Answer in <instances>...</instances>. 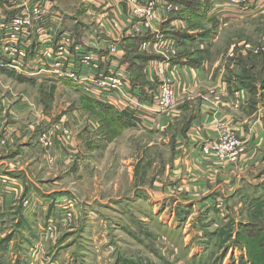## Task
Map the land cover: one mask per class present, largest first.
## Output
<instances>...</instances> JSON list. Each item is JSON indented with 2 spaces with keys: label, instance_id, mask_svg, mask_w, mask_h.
I'll return each mask as SVG.
<instances>
[{
  "label": "rangeland",
  "instance_id": "1",
  "mask_svg": "<svg viewBox=\"0 0 264 264\" xmlns=\"http://www.w3.org/2000/svg\"><path fill=\"white\" fill-rule=\"evenodd\" d=\"M84 2L59 1L64 15L56 26L59 31L69 28L71 19H84ZM167 2L136 0L125 13L119 10L150 32L154 24L162 28L165 18L176 17L177 6L172 14L164 12ZM201 2L210 19L196 16L194 6L191 11L200 22L198 34L211 37L199 43L208 48L207 59L221 57L228 48L264 47V0L259 10H230V14L217 12L214 0ZM109 11L103 12V19ZM17 12L20 9L11 15ZM97 13L88 11L85 19L96 18ZM4 16L0 10V19ZM180 17L194 20L188 13ZM93 25L107 34L115 30L106 23ZM72 36L76 40L77 35ZM84 99L70 84L35 82L0 70V138L6 137L0 140V162L12 173L8 181L0 174L4 181H0V264H264L255 243L264 231V213L253 210L251 203L223 195L215 203L198 195L195 202H180L172 173L175 127L149 131L128 117L136 127L116 128L109 136L103 121L109 123L111 117ZM90 126L92 131L82 135ZM65 130L71 138L67 148L56 144L64 143L60 135ZM236 151L237 157L239 146ZM60 193L66 196L57 200ZM35 227L54 231L41 236Z\"/></svg>",
  "mask_w": 264,
  "mask_h": 264
},
{
  "label": "crops",
  "instance_id": "2",
  "mask_svg": "<svg viewBox=\"0 0 264 264\" xmlns=\"http://www.w3.org/2000/svg\"><path fill=\"white\" fill-rule=\"evenodd\" d=\"M29 1L0 0L1 14L9 16ZM47 1L54 3V9L63 18L60 0ZM81 1L86 3L83 6L84 19H71L72 24L64 31L77 35V41L83 40L88 44L105 47L103 44L109 43L114 46L120 58L128 54L136 70L142 75V82H136L133 80L132 71L127 69L132 86L136 90L135 94L140 100L150 101L158 86L166 80L178 82L182 86L173 110L151 122L142 123L137 120L149 131H164L175 127V165L172 173H175L176 187L180 191V202L182 200L184 204L191 203L197 195L205 198V202L213 203L221 200V195L224 199L234 196L239 198L240 203H251L253 210L264 213V55L253 51V47L248 45L238 51L228 48L221 57L207 59L210 52L208 48L199 47V43L205 40L209 42L211 37L198 34L200 25L197 23L200 22L191 11L194 6L196 16L202 15L206 21L210 19L209 9L201 0H167L163 5L164 12L172 14L176 9L174 6H177L176 17L172 18L170 15V18H165L162 28L154 24L150 32H147L142 22L128 19L119 10L123 8L121 10L125 13V10L137 4L136 0L123 2L122 5L112 1L108 4L101 0ZM257 2L256 5V0H248L246 9L243 10L230 5H214L221 14H230V10L250 13L253 7L255 10L261 9V0ZM107 9L110 10L106 14L107 19H103V12ZM88 11L92 15L98 11L100 13L95 15L97 19H85ZM180 13H188L194 20L189 17L181 20ZM93 23L100 27L106 23L105 27L113 26L115 30L111 29V34H107L104 28L102 31L94 29ZM120 28H125L126 32L123 34ZM81 95L86 98L82 93ZM113 111L120 112L116 108ZM120 113L124 114L125 122L128 123L122 129L133 128L135 125H130L128 117L134 120L136 118L128 112ZM94 122L97 124L96 128H99L98 123ZM92 126L87 127L82 135L92 131ZM226 134H232L239 140V153L234 162L220 158L214 151L205 154L203 150L218 143ZM60 138L65 141L57 142V146H70V143H67L71 140L69 131L61 133ZM60 152L68 151L60 149ZM6 167V163L0 162V174L8 181L12 173L11 169ZM18 184L22 185L21 182ZM250 192L255 193L256 197L251 196ZM64 196L66 193H60L56 197L59 200L65 198ZM6 200L7 197L3 198L4 202ZM247 211L248 207V214ZM36 229L35 227V232H39L41 236L47 235L48 231H54L53 228L47 227L46 231L43 228L41 232ZM35 249L37 251L36 247Z\"/></svg>",
  "mask_w": 264,
  "mask_h": 264
},
{
  "label": "built area",
  "instance_id": "3",
  "mask_svg": "<svg viewBox=\"0 0 264 264\" xmlns=\"http://www.w3.org/2000/svg\"><path fill=\"white\" fill-rule=\"evenodd\" d=\"M247 1L214 0V3L243 10ZM19 9V13L0 19V68L36 82L70 84L84 96L128 112L142 123L166 114L177 103L182 86L169 80L158 86L150 101L140 100L127 64L122 63L114 46L88 44L59 31L56 26L60 25L62 16L54 9L53 2L30 0ZM255 52L264 55V47ZM238 146L236 137L226 134L219 145L203 150L205 154L214 151L220 158L234 161Z\"/></svg>",
  "mask_w": 264,
  "mask_h": 264
},
{
  "label": "trees",
  "instance_id": "4",
  "mask_svg": "<svg viewBox=\"0 0 264 264\" xmlns=\"http://www.w3.org/2000/svg\"><path fill=\"white\" fill-rule=\"evenodd\" d=\"M195 10V9H194ZM122 63H126L127 64V69L129 68L130 71H132L131 73L133 74V80L136 82H142V75L140 74L139 71L136 70V67L133 64L132 58L129 57L128 54H126L122 59H121ZM132 69V70H131ZM0 70L6 72L7 70H5L4 68H0ZM8 72V71H7ZM12 72H8V74H11ZM24 79V78H23ZM89 98H85L84 100H86L89 104H92L96 107H98L100 109L101 114H103L104 116H110V121L109 123L103 121V127L106 130V134H108L109 136L113 135V132L115 131L116 128H120L122 129L123 127H125L126 125H128L126 121L125 116L120 115L119 113L113 111L115 110V108L111 105H103L100 104L99 102H95V101H91ZM119 129V130H120ZM115 135V134H114ZM253 243V242H251ZM255 243H256V251L257 254L259 252V250L262 253V256L264 257V231H262L261 233L257 234L256 239H255ZM255 243H254V247H255Z\"/></svg>",
  "mask_w": 264,
  "mask_h": 264
}]
</instances>
